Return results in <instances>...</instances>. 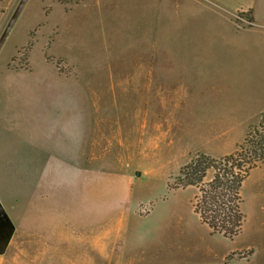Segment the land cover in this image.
<instances>
[{
	"label": "rangeland",
	"instance_id": "374dc122",
	"mask_svg": "<svg viewBox=\"0 0 264 264\" xmlns=\"http://www.w3.org/2000/svg\"><path fill=\"white\" fill-rule=\"evenodd\" d=\"M14 1L9 19L20 2ZM83 1L70 11L76 0H28L0 50V200L14 226L0 264H81L88 233L104 236L102 264H219L220 251L264 231V168L243 183L246 219L234 242L210 234L195 213L198 188L172 187L198 154L235 153L259 123L260 26L250 13L234 16V31L218 13ZM195 15L200 60L182 79L198 87L199 99L193 115L192 108L181 110L183 127L156 143L142 129L143 94L117 90L115 79H128H114L113 70L119 59L161 55L167 24L190 23ZM178 53L193 54L192 38ZM62 57L73 63L70 74Z\"/></svg>",
	"mask_w": 264,
	"mask_h": 264
},
{
	"label": "crops",
	"instance_id": "0c3cea01",
	"mask_svg": "<svg viewBox=\"0 0 264 264\" xmlns=\"http://www.w3.org/2000/svg\"><path fill=\"white\" fill-rule=\"evenodd\" d=\"M14 2V0H0V36L13 15L12 13L9 19ZM83 2H76L72 9L70 8V11ZM139 3L143 4L142 10L150 12L157 9L160 12L180 14L218 13L220 17H223V23L229 27L232 26L231 28L234 31H240L238 28L240 25L235 21L234 16L250 13L251 23L260 26L261 32L259 34L261 37L259 39L264 45V0H139ZM66 12H68V9H66ZM195 19H198V16L195 15ZM165 28V31L161 32V43L167 46L166 51L161 55L146 53L144 55H133L128 58V62L125 59H119L120 62L112 74L114 79L121 77H127L128 79L124 83L115 79L114 86L117 90L143 94L142 129L144 136L147 137L148 135L149 139L156 143L157 141L167 140L173 127H176V129L183 127L184 117L181 110L192 108L193 115L195 104L199 99L198 87L185 83L182 79L194 73V69L198 66L200 60L198 53H196L195 38H193L196 36L194 35L196 34V28H200L199 19L190 23L187 20L184 22L175 21L167 24ZM251 28L246 27V29ZM190 38H192L193 54L185 58V55L178 53V51L179 48L186 47ZM62 58L71 66L70 74L74 68L73 63L67 57ZM261 58L262 67L264 68V53ZM172 77L179 78L178 81L181 84L179 86L173 85L174 83L170 79ZM165 92L175 93L176 95L174 97H163L162 94ZM155 94H160V97ZM153 99L156 100L153 101ZM80 105L84 107L85 102H81ZM84 132L87 131L84 129ZM156 145L158 144H155V147ZM210 234H212L211 230ZM91 235L92 233L86 235V249L83 252L84 258L81 264L83 262V264H88V262L90 264H102L99 262L103 260L105 253L104 236H96L92 239L93 236ZM238 236L231 241H237ZM237 252L244 254L242 260L228 259L231 254ZM216 257L221 261L219 264H264V231L257 235L255 241L240 245L236 249L229 248L227 251H220ZM53 264H57V262Z\"/></svg>",
	"mask_w": 264,
	"mask_h": 264
},
{
	"label": "trees",
	"instance_id": "16d2710c",
	"mask_svg": "<svg viewBox=\"0 0 264 264\" xmlns=\"http://www.w3.org/2000/svg\"><path fill=\"white\" fill-rule=\"evenodd\" d=\"M257 168H264V112L235 153L220 158L198 154L181 169L172 188H198L193 207L201 222L213 234L234 239L242 232L246 219L242 211L243 183ZM209 172L213 173L212 179L205 182ZM13 231L0 225V255L7 251Z\"/></svg>",
	"mask_w": 264,
	"mask_h": 264
},
{
	"label": "water",
	"instance_id": "95a60500",
	"mask_svg": "<svg viewBox=\"0 0 264 264\" xmlns=\"http://www.w3.org/2000/svg\"><path fill=\"white\" fill-rule=\"evenodd\" d=\"M28 0H20L16 10L14 11L11 19L9 20L5 30L3 31V33L0 36V50L3 46V44L5 43L7 37L9 36L13 26L15 25L19 15L21 14L23 8L25 7L26 3ZM0 225L7 228V229H14V226L11 222L10 217L8 216L7 212L5 211L3 204L0 200Z\"/></svg>",
	"mask_w": 264,
	"mask_h": 264
},
{
	"label": "built area",
	"instance_id": "2783aa9c",
	"mask_svg": "<svg viewBox=\"0 0 264 264\" xmlns=\"http://www.w3.org/2000/svg\"><path fill=\"white\" fill-rule=\"evenodd\" d=\"M239 20L242 21V22H244V23L246 22V20L245 19H242V18H240Z\"/></svg>",
	"mask_w": 264,
	"mask_h": 264
},
{
	"label": "flooded vegetation",
	"instance_id": "af4514ba",
	"mask_svg": "<svg viewBox=\"0 0 264 264\" xmlns=\"http://www.w3.org/2000/svg\"><path fill=\"white\" fill-rule=\"evenodd\" d=\"M0 240H1V238H0Z\"/></svg>",
	"mask_w": 264,
	"mask_h": 264
}]
</instances>
